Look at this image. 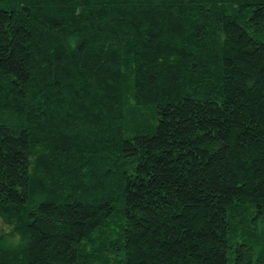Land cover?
Masks as SVG:
<instances>
[{"label": "trees", "instance_id": "1", "mask_svg": "<svg viewBox=\"0 0 264 264\" xmlns=\"http://www.w3.org/2000/svg\"><path fill=\"white\" fill-rule=\"evenodd\" d=\"M0 264H264V0H0Z\"/></svg>", "mask_w": 264, "mask_h": 264}]
</instances>
